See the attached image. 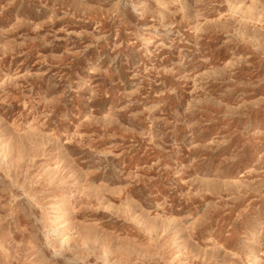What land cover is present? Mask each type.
I'll return each mask as SVG.
<instances>
[{
  "label": "rangeland",
  "instance_id": "1",
  "mask_svg": "<svg viewBox=\"0 0 264 264\" xmlns=\"http://www.w3.org/2000/svg\"><path fill=\"white\" fill-rule=\"evenodd\" d=\"M0 264H264V0H0Z\"/></svg>",
  "mask_w": 264,
  "mask_h": 264
}]
</instances>
